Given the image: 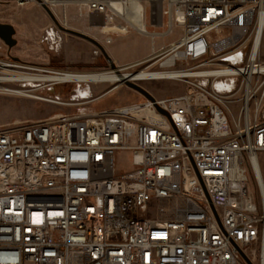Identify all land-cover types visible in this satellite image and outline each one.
I'll list each match as a JSON object with an SVG mask.
<instances>
[{"label": "built area", "instance_id": "2783aa9c", "mask_svg": "<svg viewBox=\"0 0 264 264\" xmlns=\"http://www.w3.org/2000/svg\"><path fill=\"white\" fill-rule=\"evenodd\" d=\"M70 5L103 46L107 25L138 31L129 0ZM162 15L165 35L127 65L171 73L131 82L180 94L0 128V264H264V0H168ZM62 34L53 23L51 50Z\"/></svg>", "mask_w": 264, "mask_h": 264}, {"label": "rangeland", "instance_id": "374dc122", "mask_svg": "<svg viewBox=\"0 0 264 264\" xmlns=\"http://www.w3.org/2000/svg\"><path fill=\"white\" fill-rule=\"evenodd\" d=\"M146 15L159 14L153 22L160 20L156 26H149L148 30L155 33L165 32L167 18L162 15V7L167 6L168 0H143ZM57 14L62 17L68 16V28L84 32L99 42L104 43L107 33L94 28L87 17H79L81 11L86 12L79 6L70 5L65 9L61 6L55 8ZM66 11V12H65ZM162 15V16H161ZM155 20V21H154ZM0 23L12 24L17 33L15 38L18 43L12 49L0 39V77L11 75L44 76L52 72H96L101 70H116L117 73H134L142 67L130 68L121 71L130 63H136L145 59L152 53L153 40L138 31L131 30L127 34H112L111 44H106L109 56L113 59L116 69H113L103 54L94 55L96 48L90 42L65 34L56 50L50 49V41L45 40L47 31L53 26V20L46 10L37 2L31 1L19 5L17 0H0ZM181 30L175 29L172 36L155 39L156 49L166 47L178 40ZM54 39V38H53ZM56 39V37H55ZM264 57V49H263ZM4 64L11 63L14 66L1 68ZM144 87L157 98L178 95L183 91L181 84L172 81L144 82ZM116 84H51L35 83L25 85L22 83H0V87L14 90L27 91L34 98L20 95L0 93V128L14 123H24L47 119L55 115L76 113L79 111L96 112L125 105H131L143 100L141 94L127 87L125 83L113 89ZM87 92L86 96L82 93ZM103 95V96H102ZM102 96L101 98H99ZM99 98V99H98ZM254 186V182H253Z\"/></svg>", "mask_w": 264, "mask_h": 264}, {"label": "bare ground", "instance_id": "6f19581e", "mask_svg": "<svg viewBox=\"0 0 264 264\" xmlns=\"http://www.w3.org/2000/svg\"><path fill=\"white\" fill-rule=\"evenodd\" d=\"M45 2L50 3H56L60 4L63 9L66 8L68 0H44ZM152 2H156L157 0H151ZM29 3V2H28ZM27 4V3H26ZM129 9L134 13V15H128V18L134 25V27L143 35L145 36H164L165 32L160 33H153L148 30L147 22L142 19L141 12L142 10L145 11L144 4L141 0H129ZM155 17H159V14L154 13ZM162 16V15H161ZM156 23H159L160 20L155 21ZM69 25V24H68ZM107 31H111L114 33H120L125 32V26L124 25H115V26H106ZM55 35V34H53ZM152 60V59H151ZM14 66L11 63L4 64L1 66V68L8 67V66ZM130 69L129 65H125L123 68H121V71H127ZM116 70H101L96 72H52L49 73V75L44 76H32V75H11V76H4L0 77V83H22L25 85H33L35 83H51V84H66V83H72V84H103V83H110V84H116V86L113 89H117L118 86L125 81H133L135 79H143L146 77L151 76H165V75H171V73H150L148 74L145 71H138L136 73H117ZM0 93L1 94H13V95H20L23 97H29L34 98L33 95L29 94L27 91H20V90H14L10 88L0 87ZM87 92L82 93V96H86ZM103 96V95H102ZM100 96L99 98H101ZM98 98V99H99ZM35 99V98H34ZM260 181H262L260 177ZM263 183V181H262ZM263 185V193H264V184ZM264 198V196H263Z\"/></svg>", "mask_w": 264, "mask_h": 264}, {"label": "water", "instance_id": "95a60500", "mask_svg": "<svg viewBox=\"0 0 264 264\" xmlns=\"http://www.w3.org/2000/svg\"><path fill=\"white\" fill-rule=\"evenodd\" d=\"M45 10L46 12L49 14V16L51 17V19L53 20V22L59 27V29L64 32L65 34L71 35V36H75L81 39H84L88 42H90L91 44H93L95 47L99 48L100 51L102 52L103 56L106 58V60L108 61V63L110 64V66L113 69H116L115 64L113 63V59L109 56L106 48L95 38L91 37L90 35L81 32L77 29H73V28H66L63 27L61 25H59L54 13L52 12V10L42 1V0H36ZM16 29L12 24H7V23H0V39L8 46L9 49H12L14 46L17 45L18 41L15 38L16 36ZM125 85L133 90H135L136 92H138L139 94H141L143 97H146L147 99L154 101V97L151 95V93L149 91H147L145 88L141 87L138 84H135L131 81H125L124 82ZM162 113H164L165 115L169 116L167 112L160 110Z\"/></svg>", "mask_w": 264, "mask_h": 264}, {"label": "crops", "instance_id": "0c3cea01", "mask_svg": "<svg viewBox=\"0 0 264 264\" xmlns=\"http://www.w3.org/2000/svg\"><path fill=\"white\" fill-rule=\"evenodd\" d=\"M109 26V25H108ZM112 26V25H111ZM95 28V27H94Z\"/></svg>", "mask_w": 264, "mask_h": 264}]
</instances>
